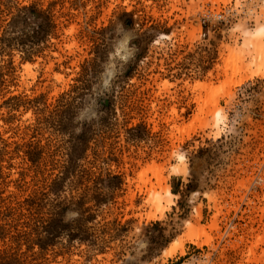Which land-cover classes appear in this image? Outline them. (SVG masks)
<instances>
[{
	"label": "rangeland",
	"instance_id": "374dc122",
	"mask_svg": "<svg viewBox=\"0 0 264 264\" xmlns=\"http://www.w3.org/2000/svg\"><path fill=\"white\" fill-rule=\"evenodd\" d=\"M262 28L264 0H0V264H264Z\"/></svg>",
	"mask_w": 264,
	"mask_h": 264
},
{
	"label": "bare ground",
	"instance_id": "6f19581e",
	"mask_svg": "<svg viewBox=\"0 0 264 264\" xmlns=\"http://www.w3.org/2000/svg\"><path fill=\"white\" fill-rule=\"evenodd\" d=\"M264 32V28H262V29H260L259 31H258V34L260 33H263ZM249 42V41H248ZM254 44V43H253ZM256 47H257V45H256ZM255 47V48H256ZM230 57H232V55L230 56ZM233 57H234V55H233ZM235 60V59H234ZM233 60V61H234ZM235 62V61H234ZM234 66H235V63H234ZM235 68V67H234ZM238 69V68H237ZM161 180L162 179H159V184L161 183ZM149 191V190H148ZM156 191V190H155ZM154 191V192H155ZM162 194H164L165 196H170L171 195V192L169 191V188H165L164 189V192L162 193ZM156 201H155V203L154 204H156L157 206H159L161 203H162V198H161V195H160V193H159V195H158V197L155 199Z\"/></svg>",
	"mask_w": 264,
	"mask_h": 264
}]
</instances>
